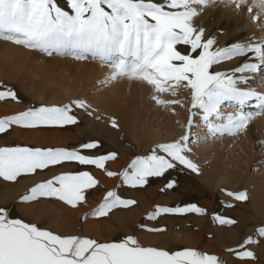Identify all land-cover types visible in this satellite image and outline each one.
I'll use <instances>...</instances> for the list:
<instances>
[{
    "label": "snow or ice",
    "instance_id": "6c2138e0",
    "mask_svg": "<svg viewBox=\"0 0 264 264\" xmlns=\"http://www.w3.org/2000/svg\"><path fill=\"white\" fill-rule=\"evenodd\" d=\"M221 3L240 13L246 10L259 30L264 31V0H0V42L10 43L26 51L46 57L71 58L78 62H98L109 69L98 84L101 87L127 80L144 83L151 89L156 105L168 109L183 104L173 97L186 91L190 97L189 118L185 134L178 139L156 144L146 156H137L122 172L107 169L117 159L114 151L102 155H86L97 150L100 142L92 140L77 148L9 146L0 147V178L18 182L46 170L68 163L94 166L108 177H120L121 184L143 188L149 178L163 177L180 167L199 174V166L190 158L193 127L203 126L211 137L225 134L238 137L245 133L257 116L264 115V92L248 86L260 77L264 83V39L250 38L217 47L215 37H205V29L197 18L209 5ZM255 10V12H254ZM240 59L235 68L213 71L214 66ZM243 85V86H242ZM255 111H245L251 102ZM0 102L22 103L16 89L0 81ZM225 107L234 111L225 113ZM74 109L95 120L103 114L86 99H73L64 104L29 106L23 111L0 117V134L13 128L39 131L63 129L78 125ZM199 116L200 123L194 119ZM112 128H119L115 118ZM196 139H199L197 136ZM264 146V141L260 142ZM162 153V154H161ZM99 181L89 171L62 172L34 183L19 197L20 204H34L53 199L76 209L86 204L90 190ZM169 180L161 191L173 189ZM234 200L250 199L247 191H227ZM134 199L122 198L115 190L107 191L98 206L80 219L108 218L116 209H129ZM231 206V205H229ZM206 215L207 209L196 204L159 206L148 213V221L162 215ZM222 226H235L234 219L214 215ZM139 227L150 233H163V227ZM264 239V221L254 226V234L244 238L236 248L226 251L240 264L255 260L248 246ZM0 264H227L215 254L193 248L168 250L144 246L136 236L119 241L101 242L83 235H63L36 223L13 217L12 209L0 206Z\"/></svg>",
    "mask_w": 264,
    "mask_h": 264
},
{
    "label": "rangeland",
    "instance_id": "374dc122",
    "mask_svg": "<svg viewBox=\"0 0 264 264\" xmlns=\"http://www.w3.org/2000/svg\"><path fill=\"white\" fill-rule=\"evenodd\" d=\"M59 3L62 7L66 6V0H59ZM216 5L221 7V5L223 4L216 3ZM228 11H231V10L228 9ZM202 18H206L203 13L201 14V17H198L196 20V24L200 27H202L204 23L202 21ZM212 21L213 22H210L209 24L206 23L207 24L206 28L205 26L203 27L205 29V37L206 38L215 37V35L218 34L224 39L221 41L215 38L217 41V44H216L217 47H223L225 45L230 44V41H231L230 39H234V38L226 36L225 25L224 26L219 25L221 21H218V19L216 18H213ZM206 22H207V19H206ZM257 29L258 27H256L254 30H257ZM4 44H6L8 47L9 46L12 47L14 52H19V50L21 49L23 52H26L23 50V48H18L10 43H4V42H0V50H3ZM35 55L40 56L41 59L52 60L61 65V63L59 62L61 57L59 58L57 56H53L56 58L47 59L45 58L46 56L39 55L37 53ZM234 61L236 62L235 64H237V66L242 62V60L240 59H235ZM91 62L93 63L94 61H91ZM95 63L97 65H101L98 62H94V64ZM224 64H227V63H224ZM224 64L219 65V66H214L212 70L213 71H224L226 69L222 67ZM20 65L22 67H25L23 63L21 64L20 62L16 63L13 59H7L5 57L0 56V81H3L4 84L6 85H10L14 87L23 101L22 103H19V104L14 103V102H7V103L0 102V117H3L5 115H11L19 111H23L29 106H39L41 104H64V103H69L73 99H77V97L75 96H68L69 98L61 96L63 95V93L60 91L61 87H58L57 84L55 85L51 82H48L46 78H43L46 81L44 84V80H42L41 79L42 77H40L41 74L39 75V77H37V76H31L29 74H22L20 70H18L17 72V69L21 67ZM56 67L58 66L56 65ZM61 67L69 69V70L72 69L71 66L67 67L65 65H61ZM231 68L232 67H230L229 69ZM58 70H61V69L57 68L56 70H53L54 72L48 74V77L51 78V76H54ZM19 72H21V74L18 75L17 73ZM66 73L67 72H65V74ZM20 75H22L23 80L25 79L24 81L26 82L27 85H30L31 81L33 80L34 82L32 81L33 82L32 84L34 83L43 84L42 86H44L48 90L52 89L51 91H53V89L55 88L54 92L57 89L55 93L58 94V97L61 99H57V98L53 99L56 101L40 100L39 98H36L35 96H30L31 92L28 89L26 92L22 83L18 80V78L20 77H17V76H20ZM260 75L264 76V72H262ZM26 79H28V82ZM64 79L67 80V76H65ZM37 80H39L40 82ZM68 80H70V77H68ZM258 81L260 80L257 79V81H255V79H253V81H251L252 83H250L249 85H252L251 87H254V88L257 87L256 90H259ZM50 83L52 86L48 85ZM95 83H97V80H95L91 86L87 87V89L92 90L93 93L100 90L99 88L96 89L97 86L94 85ZM46 85H48L49 88H47ZM128 85L129 86L127 87V89H129L130 87V84ZM75 89L80 91L86 88H81V85L79 84L77 85V87H75ZM94 89L96 90L94 91ZM259 92H264V90H261ZM184 93H187V92L184 91ZM123 94L124 93H119L118 96L123 97ZM182 97H183L182 92L176 97L171 96L172 99H179L182 104L183 103L185 104L186 101H184ZM162 98H164V96ZM124 99H128V97L126 96ZM172 99L166 98V100H172ZM144 101L150 102V99L145 97ZM254 104H255L254 101L251 102L250 104L251 106L250 105L249 106L253 109H250V107H247L245 108V111H247L248 108L251 111H255L256 109L254 107ZM190 106L191 105L189 101L188 105L186 106V109H189ZM174 108H176V106ZM162 109L164 110L165 108H162ZM74 112L79 117L80 123L78 125L66 126L63 129H42L39 131L22 130L19 128H13L6 134H0V147L21 145V146H30V147H43V148L53 147V148L73 149V148H77L82 143L95 140L96 138L95 136L97 133L95 126L100 125V123L101 124L103 123L106 129L104 128L103 130L100 129L99 130L100 132H98L97 137L102 138V137H105L106 135V137L108 138H106L107 141L105 140L104 144L112 148V150L109 148L108 149L110 151L116 152L118 154L117 158H119L120 150L117 147L118 145L114 147L111 146L112 143H116V140L112 136L111 131L113 130L114 132H117V131H120V128L118 129L112 128L108 122L110 118H115V117L110 116L109 119H106L104 121L103 120L98 121L92 117H88L83 112V110L74 109ZM186 116H187V121H188L189 111L186 114ZM115 119L120 124L119 119L117 118ZM194 119L197 121V123L200 122V119H196V117ZM181 125H182L181 122L178 121V125L176 127L172 126V131L174 130V132H171V134L168 133L167 134L168 137L163 138V140L160 139L156 142L150 143L143 151L141 150L140 153L137 152V148H136L137 144H135V142L132 141V139L129 136L124 135V133H120V134L117 133L118 137L116 138L120 142L119 145L122 147V150L125 156L128 155L127 156L128 161L127 163H124L123 165L118 166V167L106 166L107 169L113 172H117V173L122 172L124 169L128 167V165L131 163V161L135 157L146 156L150 154V152L155 148L156 144L171 142V141L178 139L179 137L185 134L186 125L185 126L183 125L181 126ZM108 129L110 130V135L106 134V133H109V131H107ZM199 130L200 129H198V127L192 128L191 131L192 133L195 134L192 137V139L201 135ZM19 132H21L24 135L37 134L38 139L35 141L31 139H26L23 137L21 138V135L19 134ZM57 135L74 136V138H68L67 140H61L59 141V143H54V142L50 143V142H47V140H43L44 144H39L38 142L40 137H43V136L54 137ZM241 135L242 134H240L239 136ZM259 135H261V138H262L261 141H264V131H262ZM239 136L232 137L227 134H225L224 136H220L221 139L222 137L223 138L226 137V139H229V141L225 139L226 141H224L223 146L220 145V147L223 149V152H222L223 158H225L228 155L235 157V153L233 154V152L235 150H238L239 152L241 151V148H240L241 142L236 143V141L239 139ZM220 137L218 140L219 142L221 140ZM203 138H204L202 140L203 143L206 141H209L210 139V135L207 133L206 130L203 133ZM213 138L216 139L217 137H213ZM110 139L111 140L113 139V142L110 141ZM261 141H259L255 145V149L253 151H250L252 152L250 153V155H252L254 160H256L259 154V150L261 149V143H260ZM107 142H109V144H107ZM189 145H191V143ZM84 154L102 155V154H99L98 149L92 150V151H85ZM261 154L262 153H260L259 155ZM191 159L196 163V161L193 158ZM226 162H228V160H226ZM205 163H207V161L204 162L203 164L205 165ZM257 163H260V162L257 161ZM262 168L264 167H261L259 172L261 174H264V172H262L263 171ZM78 171H89L98 181H99V178H98L97 172H99L102 176L101 178L106 180V183L99 182L97 189L89 191L88 200L86 204H83L79 206L78 208L73 209L63 204L62 202H59L53 199H41L40 202L34 203V204H20L18 202L19 197L22 194H24L27 191V189L30 188L34 183H37L44 179H49L52 176L58 175L62 172H78ZM242 171H243L242 176H246L247 173L248 174L252 173L254 170H253V167H251V165L250 166L248 165V166H244ZM171 179H175L177 181V185L173 189H168L162 192L161 188H163L164 185ZM110 182H112L111 185H110ZM211 187H212L211 185H208L203 181L201 171L199 172V174H197V173L191 172L188 169L181 170L180 167H178L177 169L170 170L163 177L149 178V183L145 185L143 188L133 189L128 186L122 185L119 176L108 177L104 173V171L100 169H96L94 166H80L75 163H68V164H65L64 166H57L49 170H46L45 172L39 175H36L34 177L20 178L19 181L15 183L6 182L2 178H0V206H6L12 209L13 217L22 218L26 222L36 223L40 227L47 228L49 230H52L54 232H57L63 235H72V234L83 235V236H88L90 238L97 239L101 242L119 241L128 235H133V236H136L139 239L140 243L144 246L161 247V248H166L168 250H173V251L184 249V248H193V249L200 250L202 252L215 254L218 257H220L222 260L226 261L227 264H240L239 260L232 254H229L226 250L228 248H236L237 245L244 238H246L248 235L254 234V226H259L260 223L256 222L255 224L254 223L249 224L248 226H246V229H243L245 231L244 232L245 234L241 233L239 235L236 234V229H235L236 225L235 226L220 225L218 222H216L213 219L214 215H220V216L228 217V218L235 220L237 219L236 218L237 213L241 211L240 209L242 208L247 209L246 205H248L249 202L245 201V202H242L243 203L242 204L241 202L234 200L233 197H229L226 195L224 190L233 191V192L244 191L243 187L239 184L235 188L234 187L232 188L229 186L227 187L226 184L225 186L224 184H222L221 186L219 184L216 186V188L215 187L211 188ZM109 190H115L122 198L134 199L137 201V204L132 206L129 209H116L110 214L108 218H101V219L89 218L87 221L81 220L80 217L84 213L90 212L92 209L98 206V204L102 201L104 194ZM193 203L202 208L207 209V214L206 215H198L194 213H189L185 215L165 214L153 221H148L146 219L148 213L153 211L157 205L175 207V206H184V205L193 204ZM60 207L62 209L64 208L63 211ZM249 209H250V206L247 210ZM131 210L137 211L135 216L133 214V216L126 217L125 219L124 215L127 214L128 211H131ZM141 224H144L148 227H163L166 229V231L163 233H150V232L142 230L139 227V225ZM171 233L174 235L176 233L178 234L172 237ZM229 234L233 236H231V239L225 240L226 235H229ZM262 244H263V248H262L263 252H262V249L258 247L259 245H262ZM248 250L253 251L255 256H257L255 261L249 260L248 262H257V264H264V261H263L264 260V256H263L264 255V239H260L258 244L248 246ZM257 251L259 255L257 254ZM258 259H259V262H258Z\"/></svg>",
    "mask_w": 264,
    "mask_h": 264
},
{
    "label": "bare ground",
    "instance_id": "6f19581e",
    "mask_svg": "<svg viewBox=\"0 0 264 264\" xmlns=\"http://www.w3.org/2000/svg\"><path fill=\"white\" fill-rule=\"evenodd\" d=\"M228 9L231 11H228ZM203 14L205 15L206 18H202V21L204 22L202 27L205 26L206 28L207 24H209L210 22H213L212 21L213 18L218 19V21H221L219 25H222V26L225 25L226 36L234 38V39H230L231 40L230 43L235 42V41L244 42V41H248L250 38H255L256 40L264 39V31H261L259 29L254 30L257 27V24L252 22L251 17L249 15L247 16L246 10L241 11L240 13H237L236 11H234L232 6L225 7V5L223 4L220 7V6H217L216 4H212L204 9ZM199 17H201V15ZM206 19H207V22H206ZM261 20H264V17H261ZM215 38L221 41L224 39L218 34L215 35ZM23 50L26 51L25 49ZM19 52H14L12 47L10 46L8 47L6 44H4L3 50H0V56L5 57L7 59H13L16 63L18 62H20V64L23 63L25 67H22L21 65L20 66L24 69L25 72L23 71L21 67L17 69V72L18 70H20L22 74H29L31 76H37V77H39V75L41 74L40 77H42L41 78L42 80H44L43 78H46L48 82H51L55 85L57 84L58 87H61L60 91L63 93V95L61 96H64L67 98H69L68 96H75L77 97V99L78 98L86 99L94 107L99 108L100 112L103 114V117H104L102 119L103 121L106 119H109L110 116H113L119 119L120 124L119 123L118 124H119L120 131H117V132H114L113 130L111 131L112 136L116 140V143H112L111 146L114 147L118 145L117 147L120 150L119 158H117L114 161L107 162L106 166L118 167V166L123 165L124 163H127L128 161V157H127L128 155L125 156V154L123 153L122 147L119 145L120 142L116 138L118 137L117 133L118 134L124 133V135L129 136L132 139V141H134L135 144H137L136 145L137 152L140 153V151L141 150L143 151L150 143L156 142L160 139L163 140V138L168 137L167 135L168 133L171 134V132H174V130L172 131V126L176 127L178 125V121H180L183 126H185L187 123L186 114L188 113V109H186V106L188 105L190 101V97L188 93H184L183 90L181 91L183 94L182 99L186 101L185 104L183 103V107L180 105H172L170 108L163 110L162 108L156 106L155 102L151 99V89L149 86H147L144 83L135 82V81L129 82L127 80H121V81L111 84L110 86H106L104 88L101 87L98 84V82L100 80H103L109 72V69L106 66L97 65L96 63L94 64V62L93 63L92 62L91 63L78 62L75 60H71V58H64V57L60 58L59 57L60 58L59 62L61 63V65L72 67V69L69 70L66 68H62L61 65L55 61L41 59V57L36 56L35 55L36 53L34 52H27V51L23 52L22 49L19 50ZM45 58L53 59L56 57H51V58L45 57ZM235 63L236 62L233 60V62L224 64L222 67L226 68L225 70H227L230 67L233 68L237 66V64ZM56 65L58 67H56ZM57 68H60L61 70L57 71V73L54 75L55 77L51 76V78H49L48 74L54 72L53 70H56ZM21 72L17 74L19 75L21 74ZM65 72L67 73L65 74ZM65 76H67V80L64 79ZM17 77H20L18 78V80L22 83L26 92H27V89L31 92L30 96H35L36 98H39L40 100H53L56 98L61 99L58 97V94L55 93L57 89L55 92H54L55 88L53 89V91H51L52 89L48 90L44 86H42L43 84H40V83L32 84L34 82L33 80H32L33 82L31 81L30 85H27L26 82L24 81L25 79L24 80L22 79V75L17 76ZM68 77H70V80H68ZM28 79H26L27 82H28ZM257 79L260 80L258 77L255 79V81H257ZM95 80H97V83H95L94 85L97 86L96 89L99 88L100 90L93 93L92 90L87 89V87L91 86ZM251 81H249V84L252 83ZM45 82L46 81L44 80V84ZM51 83L48 85H51ZM79 84L81 85V88H86V89H83L80 91L76 90L75 87H77V85ZM128 84H130L129 89H127V87L129 86ZM48 85H46L47 88H49ZM248 86H252V85H248ZM258 87H259L258 88L259 90L257 91L264 90V83L262 82L259 83L258 81ZM96 89H94V91ZM119 93H124L123 97H119L118 96ZM126 96L128 97V99H124ZM163 96H164L163 99H166V98L172 99L170 94H164ZM145 97L149 98L150 102L144 101ZM53 101H56V100H53ZM175 106L176 108H174ZM250 106H247V107H250ZM250 109H253V108L250 107ZM223 111L227 113V112L234 111V109L232 107H225ZM247 111H251V110H249L248 108ZM196 119H200L199 116H197ZM100 125L95 126L97 130L95 140L99 141L101 145V147L98 149L99 154H106L107 152H110L109 149L112 150V148L104 144L105 140L107 141L106 138H108L106 137V135L105 137H102V138L97 137L98 132H100L99 131L100 129L102 130L103 128L106 129L103 123L102 124L100 123ZM198 129H200L199 132L201 135L198 136L199 139H196V137L193 139L195 142H190L191 145L189 146L191 147L192 151L191 153H189V156L190 158H193L196 161L197 165L200 167V171L202 172L203 181L206 184L211 185L212 187H215V188L219 184L220 186L222 184H224L225 186L226 184L227 187L229 186L232 188L233 187L235 188L239 184L243 187L244 191L248 192L250 199L248 200L249 203L248 205H246V207L248 209L250 206V209L247 210L241 207L242 209H240L241 211L239 210L240 212L237 213V217H236L237 219H235L238 222L235 226L236 234L239 235L241 233H244L245 231L243 229H246V226H248L249 224H253V223L255 224L256 222L261 223L262 221H264V174H261L259 172L260 168L264 167V164H263L264 146L261 145L259 154L260 153L262 154L261 155L258 154L256 158V160L259 161L260 163H257V161L254 160L252 155H250V153H252L250 151H253L255 149V145L259 141L262 140L261 135L259 134L262 131H264V115L255 117L254 120L250 123L247 131L245 133H242L241 136H239V139L236 141V143L241 142L240 144L241 151L239 152L238 150H235L233 152V154L235 153V157L228 155L225 158H223V155H222L223 149L220 147V145L223 146L224 141L226 140L229 141V139H226V137L225 138L222 137L221 139L220 136H217V138L214 139L213 137L210 136L209 141H206L203 143L202 142V140L204 139L203 133L206 129L202 125L199 126ZM107 131H109V133H106V132L105 133L110 135V130L108 129ZM19 134L21 135V138L23 137V138L31 139L35 141L38 139L37 134L24 135L21 132H19ZM219 137L221 139L220 142L218 141ZM68 138H74V136H65V135H62V136L57 135L54 137L43 136L39 138L38 142L39 144H44L43 140H47V142H50V143L52 142L59 143V141L67 140ZM110 141L113 142V139L112 140L110 139ZM107 144H109V142H107ZM226 160H228V162H226ZM206 161L207 163H205L204 165L203 163ZM248 165L249 166L251 165V167H253V170L255 171L256 169V171L255 172L253 171L252 173H249V174L247 173L246 176H242L243 167L248 166ZM262 170H263L262 172H264V168H262ZM97 175L99 178V182L106 183V180L101 178L102 176L99 172H97ZM111 184L112 182H110V185ZM136 212L137 211L135 210L128 211V213L124 215L125 219L126 217L133 216V214L135 216ZM175 235L172 234L171 236L173 237ZM231 236L233 235L231 234L226 235L225 240L231 239ZM258 247L262 249L263 244L259 245ZM262 252H263V249H262ZM257 254H258V251H257ZM258 262H259V259H258ZM248 264H257V262H248Z\"/></svg>",
    "mask_w": 264,
    "mask_h": 264
}]
</instances>
